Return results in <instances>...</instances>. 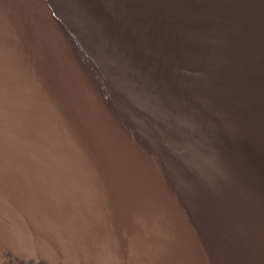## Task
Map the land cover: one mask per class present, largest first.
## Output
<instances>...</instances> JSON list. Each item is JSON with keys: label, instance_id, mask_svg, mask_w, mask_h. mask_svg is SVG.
<instances>
[{"label": "water", "instance_id": "95a60500", "mask_svg": "<svg viewBox=\"0 0 264 264\" xmlns=\"http://www.w3.org/2000/svg\"><path fill=\"white\" fill-rule=\"evenodd\" d=\"M0 264H264V0H0Z\"/></svg>", "mask_w": 264, "mask_h": 264}]
</instances>
